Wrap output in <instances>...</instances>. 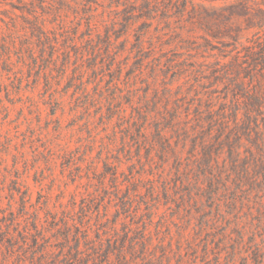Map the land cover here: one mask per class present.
<instances>
[{
  "label": "rangeland",
  "instance_id": "374dc122",
  "mask_svg": "<svg viewBox=\"0 0 264 264\" xmlns=\"http://www.w3.org/2000/svg\"><path fill=\"white\" fill-rule=\"evenodd\" d=\"M72 1L0 0V264H264V171L235 189L223 151L208 201L191 127L165 128L178 170L155 132L165 83L218 107L212 70L264 57V0Z\"/></svg>",
  "mask_w": 264,
  "mask_h": 264
},
{
  "label": "trees",
  "instance_id": "16d2710c",
  "mask_svg": "<svg viewBox=\"0 0 264 264\" xmlns=\"http://www.w3.org/2000/svg\"><path fill=\"white\" fill-rule=\"evenodd\" d=\"M48 1L50 3L46 2V7L55 13H59L61 7L78 5L72 0ZM182 2L186 4V0H182ZM143 3V8L148 9L152 4H156V1L143 0ZM243 4L244 2L240 1L229 6V9L233 12ZM151 12L149 9L146 10L148 14ZM213 16L215 15L213 14L211 17ZM145 18H150V16L147 15ZM130 20L128 19V22ZM140 37L141 35L137 37L138 44ZM256 41H250V45L245 48L244 58L246 57L248 61L244 62L247 64L246 67H243L241 58L236 56L223 68L212 70L211 81L214 84L221 82L224 86V95L221 100L219 99L220 101L218 100V107L215 105L217 102H214L212 98L206 100L204 104L198 99L197 103L188 102L185 106L174 102L173 106L169 107L168 102L172 96L167 87L168 83L164 84L163 96L166 104L161 114L166 124L160 122L155 124L157 141L163 152L168 149L174 156L178 170L181 161L175 153V148L172 146L165 128L176 131V125L182 120L191 127V133L186 132L183 137L178 136L181 137L178 140L191 143V154L195 153L198 148L200 150L199 157L193 155L196 172L192 185L201 191L208 201H215L218 192V183L215 176L212 175V171L214 163H217V158L223 151L227 153L228 163H230L234 174L232 180L235 189L246 186L248 182L253 183L255 169H258L259 172L264 171V57L251 51ZM183 72L187 74L182 71L176 73L175 76L174 73L175 77L173 78L179 79L178 77ZM190 75H193V78L197 76L196 73H188L186 77L190 78ZM211 87L212 85L207 88ZM194 88L197 89V86L195 85ZM215 90V88L212 89L209 96L215 93ZM243 141L249 142L251 145L249 155L244 159L240 158L239 153ZM231 194L234 195L235 192L233 191ZM229 200L233 202L234 198ZM103 257L107 262L109 251H104Z\"/></svg>",
  "mask_w": 264,
  "mask_h": 264
}]
</instances>
